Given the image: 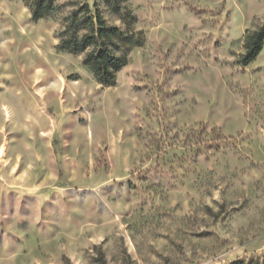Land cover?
I'll use <instances>...</instances> for the list:
<instances>
[{
    "label": "clouds",
    "instance_id": "obj_1",
    "mask_svg": "<svg viewBox=\"0 0 264 264\" xmlns=\"http://www.w3.org/2000/svg\"><path fill=\"white\" fill-rule=\"evenodd\" d=\"M0 5V264H264V0Z\"/></svg>",
    "mask_w": 264,
    "mask_h": 264
},
{
    "label": "rangeland",
    "instance_id": "obj_2",
    "mask_svg": "<svg viewBox=\"0 0 264 264\" xmlns=\"http://www.w3.org/2000/svg\"><path fill=\"white\" fill-rule=\"evenodd\" d=\"M3 8V5H0V9ZM6 12V10H4ZM194 11L201 14H211L213 17L222 16L223 20H215V23H220L221 29L224 27V23L228 20V14L223 12H211V10L207 8H195ZM0 14H4L3 12H0ZM199 43V42H197ZM264 49V43L262 45V48ZM189 56V50L186 46H177V43L172 39H166L162 45L159 47L157 52V58L163 62V65H166L164 67V71H173L177 73H182L185 71V69L191 68L190 64L185 63V59ZM162 65V66H163ZM146 78H152L153 77V70L149 68L148 72L145 73ZM141 87H148L147 84L141 85ZM217 91L219 92L220 99H223L224 92L222 86H217ZM174 93H166V95H173ZM191 101L193 104L200 103V99H198L196 96L191 97ZM180 103H187V101H181ZM212 107H215V103H213ZM182 111V109H177L176 115L179 114V112ZM147 115V114H146ZM175 127H180L179 121L173 122ZM179 136H177V139ZM177 207H180V205H177ZM159 235V234H158ZM179 247V245H178ZM132 264H136L135 261H132Z\"/></svg>",
    "mask_w": 264,
    "mask_h": 264
},
{
    "label": "trees",
    "instance_id": "obj_3",
    "mask_svg": "<svg viewBox=\"0 0 264 264\" xmlns=\"http://www.w3.org/2000/svg\"><path fill=\"white\" fill-rule=\"evenodd\" d=\"M115 6L119 7V4L117 3ZM263 43L264 29H261L260 32L252 33L248 36L246 46L250 49L251 60H254L255 57L259 55V50L262 48Z\"/></svg>",
    "mask_w": 264,
    "mask_h": 264
}]
</instances>
